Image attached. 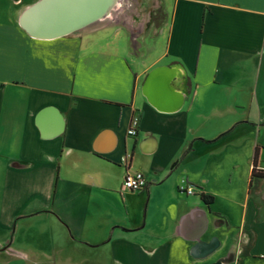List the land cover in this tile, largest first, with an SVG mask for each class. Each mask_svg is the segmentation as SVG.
<instances>
[{
  "label": "crops",
  "instance_id": "obj_1",
  "mask_svg": "<svg viewBox=\"0 0 264 264\" xmlns=\"http://www.w3.org/2000/svg\"><path fill=\"white\" fill-rule=\"evenodd\" d=\"M41 1L0 0L3 263L264 264V0H120L51 39L23 27Z\"/></svg>",
  "mask_w": 264,
  "mask_h": 264
},
{
  "label": "water",
  "instance_id": "obj_2",
  "mask_svg": "<svg viewBox=\"0 0 264 264\" xmlns=\"http://www.w3.org/2000/svg\"><path fill=\"white\" fill-rule=\"evenodd\" d=\"M116 2L117 0H42L25 15L23 27L37 38L64 36L105 17ZM175 78L173 72L166 69L154 70L148 74L144 93L149 103L158 110L174 111L181 107L182 99L175 94L171 85Z\"/></svg>",
  "mask_w": 264,
  "mask_h": 264
},
{
  "label": "built area",
  "instance_id": "obj_3",
  "mask_svg": "<svg viewBox=\"0 0 264 264\" xmlns=\"http://www.w3.org/2000/svg\"><path fill=\"white\" fill-rule=\"evenodd\" d=\"M134 125L135 123H133L130 129L127 131L128 136L136 135V130H135ZM127 162H128V156L126 155L122 156L120 159V165H127ZM261 172H264V168L263 170H261ZM146 186H147V182L143 174L140 172H135V173L127 172L126 175L124 176L123 188L126 190L133 191V192H139V191L144 190ZM185 192L187 194H191L192 191L190 188H187L185 189Z\"/></svg>",
  "mask_w": 264,
  "mask_h": 264
},
{
  "label": "trees",
  "instance_id": "obj_4",
  "mask_svg": "<svg viewBox=\"0 0 264 264\" xmlns=\"http://www.w3.org/2000/svg\"><path fill=\"white\" fill-rule=\"evenodd\" d=\"M256 155H257V150H256V152H255V155H254V164H253V169H252V176H255V175H257V176H259V177H264V172H261V171H257L256 172V163H255V161H256ZM200 198H201V200L206 204V205H210L211 203H212V201H213V198L212 197H210V196H205V195H203V194H201L200 195Z\"/></svg>",
  "mask_w": 264,
  "mask_h": 264
},
{
  "label": "rangeland",
  "instance_id": "obj_5",
  "mask_svg": "<svg viewBox=\"0 0 264 264\" xmlns=\"http://www.w3.org/2000/svg\"><path fill=\"white\" fill-rule=\"evenodd\" d=\"M117 1H118V3H120V0H117ZM116 3H117V2H116ZM117 5H118V4H117ZM115 6H116V5H115ZM112 9H113V8H112ZM112 9H111V10H112ZM111 10H110V11H111ZM0 264H5V263H3V261L1 260V256H0ZM9 264H18V263H17V261H13V262H11V263H9Z\"/></svg>",
  "mask_w": 264,
  "mask_h": 264
}]
</instances>
